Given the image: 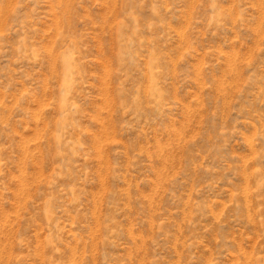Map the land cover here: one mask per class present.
<instances>
[{
    "label": "rangeland",
    "instance_id": "374dc122",
    "mask_svg": "<svg viewBox=\"0 0 264 264\" xmlns=\"http://www.w3.org/2000/svg\"><path fill=\"white\" fill-rule=\"evenodd\" d=\"M0 264H264V0H0Z\"/></svg>",
    "mask_w": 264,
    "mask_h": 264
}]
</instances>
